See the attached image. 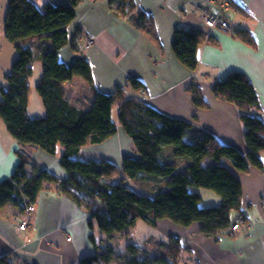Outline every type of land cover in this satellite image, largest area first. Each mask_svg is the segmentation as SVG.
Masks as SVG:
<instances>
[{"label": "trees", "instance_id": "16d2710c", "mask_svg": "<svg viewBox=\"0 0 264 264\" xmlns=\"http://www.w3.org/2000/svg\"><path fill=\"white\" fill-rule=\"evenodd\" d=\"M81 1L56 4L47 0L40 7L35 0H9L4 32L15 43L18 55L6 75L7 86L0 89V118L22 145H33L53 155L61 144L60 164L66 176L60 178L29 155L20 153L14 173L0 181V209L13 203L22 214L27 205H35L41 191L54 186L84 206L91 215L90 223L95 221L102 234H120L127 241L123 254L108 246L102 253L84 257L80 264H109L113 260H119L118 264H179L184 245L178 236L160 243L163 248L159 253L148 254L131 241L132 230L139 219L151 226L168 219L184 227L199 222L201 233L208 237L218 238L230 231L242 204L238 174L251 166L264 167V118L258 92L250 78L240 71L231 72L212 85L217 97L239 108L247 153L221 142L212 132L186 119L126 96L121 87L113 93L96 92L88 107L78 108L66 97L64 83L75 76L92 83L90 62L81 55L66 64L59 53L70 42L69 27ZM108 2L159 41L154 17L142 11L134 15L135 0ZM221 15L226 17L223 11ZM81 33L72 38V46L78 50ZM233 34L254 44L248 29H234ZM35 36L49 42L45 39L42 46H35L27 41ZM205 39L203 32L192 28L175 30L172 49L191 72L198 68V50ZM37 61L43 68L37 89L46 112L32 117L28 113L29 78ZM129 82L135 89L143 86L137 78ZM189 90L197 106H206L195 81ZM114 106H118L117 119L113 118ZM119 124L133 140L138 156H125L121 165L104 158L80 157L83 147L106 141L117 132ZM132 180L151 193L141 192ZM203 189L216 193L220 202L203 205ZM0 264L12 263L5 255L0 256Z\"/></svg>", "mask_w": 264, "mask_h": 264}, {"label": "crops", "instance_id": "0c3cea01", "mask_svg": "<svg viewBox=\"0 0 264 264\" xmlns=\"http://www.w3.org/2000/svg\"><path fill=\"white\" fill-rule=\"evenodd\" d=\"M35 1L42 7L47 0ZM50 1L69 3V0ZM135 1L134 15L142 11L154 17L159 41L113 9L108 0H82L77 6L76 18L69 27L70 42L59 54L66 64L85 56L92 68V83L75 76L64 83L66 97L78 108H86L96 92L113 93L121 87L126 96L138 98L170 116L186 119L196 127L212 132L221 142L247 153L249 147L239 108L233 102L217 97L212 85L231 72L245 73L256 87L264 118V0H227L229 7L226 10H221L220 3L215 2L225 0ZM209 7L223 11L233 29L250 30L254 44L219 27L209 28L201 17ZM7 8L8 5L6 13ZM177 27L192 28L206 35L199 46V64L195 72L184 66L172 49ZM78 32L93 35L94 45L86 49L78 45L80 50L73 48L72 38ZM37 62L42 71L35 78L38 85L43 68L42 63ZM8 69H4L6 73L10 71ZM131 78L139 79L143 86L135 89L129 82ZM194 81L206 102L204 107L195 104L189 90ZM42 102L39 112L33 114L29 97L30 116L45 114ZM20 153L29 155L58 177L66 176L60 164L61 150L57 149L52 155L39 147L22 145L14 136L1 131L0 181L14 173ZM125 156L138 155L133 140L120 124L109 139L88 144L80 153L83 158H104L120 165ZM262 159L264 164V152ZM238 176L243 195L241 210L235 218L243 217L248 224L239 233L230 228L229 232L214 238L201 233L199 222L184 227L162 219L151 226L139 219L132 230L131 241L153 254L163 248L160 243L178 236L184 245L179 264H264V167L251 166ZM201 193L203 205L220 202V197L213 191L203 189ZM35 206L30 226L23 232L18 230L13 219L21 214L20 207L7 203L0 209V256L8 255L12 264H80L84 257L102 253L108 246L120 252V246L127 242L120 234L113 237L102 234L95 221L90 223L91 215L86 208L58 192L54 186L40 192ZM118 262L113 260L109 264Z\"/></svg>", "mask_w": 264, "mask_h": 264}, {"label": "rangeland", "instance_id": "374dc122", "mask_svg": "<svg viewBox=\"0 0 264 264\" xmlns=\"http://www.w3.org/2000/svg\"><path fill=\"white\" fill-rule=\"evenodd\" d=\"M215 2L221 3L222 1H215ZM8 4H9V0H0V18H2L0 20V89H1V87L7 86V79H6L7 73L4 69L9 68L11 70L13 61L16 59V57L18 55V50L16 49L15 43L6 37L5 32H4V20H5V16H6V14H5L6 13V5H8ZM228 13H229V15H232L231 12H228ZM216 27H218V26H216ZM213 28H215V27H213ZM226 31H230L233 33L234 29H233L232 25H231L230 29H226ZM45 39L46 38L41 39L39 36H35L33 38L27 39V41H30L35 46H38V45L42 46L41 45L42 40H45ZM46 40H48V39H46ZM93 40L95 42L94 38H93ZM48 42H49V40H48ZM94 42L91 44V46L94 45ZM91 46H89V47H91ZM40 69H41V64H38V62H35L34 63V69H33L34 71H33V74L31 76V90L29 93V97L31 100V109H32L33 114H37L39 112L38 107L41 106L40 103L42 102V97H41L40 93L38 92L37 82L35 81L36 76H38L39 73L42 72ZM0 96H1V91H0ZM117 114H118V106H114V108H113V118L114 119L117 118ZM1 131H3L4 133H7V135H9L10 137H13V135L7 129V126H6V124L2 118H0V132ZM58 149L62 151V145L61 144L58 145ZM132 181L139 188V190L141 192L151 193L148 189H146V187L141 185L139 182L134 181V180H132ZM13 219H14V216H13ZM120 247H121L120 253L123 254L126 251V244H123ZM124 249H125V251H124Z\"/></svg>", "mask_w": 264, "mask_h": 264}, {"label": "built area", "instance_id": "2783aa9c", "mask_svg": "<svg viewBox=\"0 0 264 264\" xmlns=\"http://www.w3.org/2000/svg\"><path fill=\"white\" fill-rule=\"evenodd\" d=\"M213 2V1H212ZM220 9L221 10H226L229 7V1L225 0L222 3H220ZM202 20L204 21V23L209 27V28H213V27H220L224 30L226 29H230L231 24L230 22L221 15V13L216 12L212 7H209L208 11L203 13L201 15ZM93 35L88 34V33H81L79 36V44L81 45V48L86 49L89 48V46H91V44L94 42L93 40ZM262 200L264 202V194L262 195ZM36 210V206L35 205H27L24 208V211L22 212V214L17 215L14 218V221L17 224V228L20 231H26L29 226H30V222H31V218L34 214ZM248 224L247 222L242 219V218H237L235 220V222L232 224L231 226V230L233 232L239 233L241 228L243 227H247Z\"/></svg>", "mask_w": 264, "mask_h": 264}, {"label": "water", "instance_id": "95a60500", "mask_svg": "<svg viewBox=\"0 0 264 264\" xmlns=\"http://www.w3.org/2000/svg\"><path fill=\"white\" fill-rule=\"evenodd\" d=\"M216 12H218L217 10H215Z\"/></svg>", "mask_w": 264, "mask_h": 264}]
</instances>
